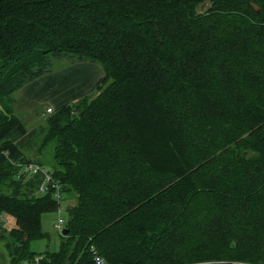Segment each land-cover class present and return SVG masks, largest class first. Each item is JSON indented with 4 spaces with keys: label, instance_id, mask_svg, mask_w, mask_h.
I'll use <instances>...</instances> for the list:
<instances>
[{
    "label": "trees",
    "instance_id": "16d2710c",
    "mask_svg": "<svg viewBox=\"0 0 264 264\" xmlns=\"http://www.w3.org/2000/svg\"><path fill=\"white\" fill-rule=\"evenodd\" d=\"M63 58L103 76L45 117L46 170L12 95ZM0 241L10 264H264V0H0Z\"/></svg>",
    "mask_w": 264,
    "mask_h": 264
},
{
    "label": "rangeland",
    "instance_id": "374dc122",
    "mask_svg": "<svg viewBox=\"0 0 264 264\" xmlns=\"http://www.w3.org/2000/svg\"><path fill=\"white\" fill-rule=\"evenodd\" d=\"M80 63H88L92 65H90V67L87 69H85V66L83 70L76 69L72 66L73 62L69 61L67 58H63L60 60L57 59L52 63L50 71L44 74L46 75V77H48V83L44 87V92L50 94V99L48 101H44L41 105L37 106H33L31 104L29 105L28 103L19 100L18 103L13 102L15 115L21 120L27 130H36V134H34L31 139L25 141L28 143V151H26L25 154L28 160L40 162L41 164H43V167L46 170H51L52 166L54 165L53 145L49 144L44 149H40V144L43 137V133L40 128L44 126L45 120V117H43L41 114L45 113L47 107L51 108L52 111L58 108L59 103H57V101H55V99H53L52 97L55 96L56 100L65 99L67 100L66 103H70L74 100L71 99L74 96L71 91L72 88L76 89L77 85L82 83L83 81H92L95 78L99 80L103 76L101 66L98 63L92 61H85ZM69 203L70 201L64 199L62 201L63 209L60 213L48 212L42 215L41 227L42 230L48 234V236L46 237V239L32 242L30 245L32 251L41 253L44 251L58 250L60 239L58 236V231L54 228V223L59 217L63 219V221H66V207L69 206ZM74 203L75 200L72 204ZM1 224L5 228L3 234L7 233L12 227V225L6 221V216L5 219H1ZM0 264H10L9 256L6 252V249L4 248L3 242L1 241Z\"/></svg>",
    "mask_w": 264,
    "mask_h": 264
},
{
    "label": "crops",
    "instance_id": "0c3cea01",
    "mask_svg": "<svg viewBox=\"0 0 264 264\" xmlns=\"http://www.w3.org/2000/svg\"><path fill=\"white\" fill-rule=\"evenodd\" d=\"M76 63L74 62L72 64V66L74 68L80 69V70H83L84 66H85V69H87L90 67V65H92V64L80 63V62H76ZM44 78H45V80H44ZM47 78L48 77H46V75H42V76L32 80L31 82L23 85L21 88H19L16 91V93H14L12 95L13 102L18 103V100H19V101L28 103L29 105L31 104L33 106H37V105H41L44 101H48L50 99V94H48L47 92H44V87L48 83ZM97 81L98 80L96 78L93 79L92 81H83L82 83L77 85L76 89L72 88L71 91H72L74 96L71 99H76L77 97L80 96V94L82 95V93L84 94V93H86V91H89L90 88L94 86L93 84L96 83ZM52 98L55 99V101H57V103H59L58 108L64 104H67L66 103L67 100H65V99L56 100L55 96ZM15 103H14V105H15ZM47 108H49V107H47ZM13 112L15 113L14 110H13Z\"/></svg>",
    "mask_w": 264,
    "mask_h": 264
},
{
    "label": "built area",
    "instance_id": "2783aa9c",
    "mask_svg": "<svg viewBox=\"0 0 264 264\" xmlns=\"http://www.w3.org/2000/svg\"><path fill=\"white\" fill-rule=\"evenodd\" d=\"M52 112L53 111L51 108H47L45 110V113H42V116L46 117L48 114H50ZM20 173H23L26 175L42 174L44 176V181H43V184L40 186V191L46 189L47 183L50 182V179L45 174L44 169L38 167V165H35V164L23 165ZM52 186L57 187L56 185H52ZM56 197L59 198V196H56ZM61 225H62V219H58L57 222L54 224V227H55V229L60 230ZM92 252H93V254H92L93 255V261L96 264H105V261L101 257H99L93 249H92ZM41 258H42L41 256H35L32 260L24 262V264H40Z\"/></svg>",
    "mask_w": 264,
    "mask_h": 264
},
{
    "label": "water",
    "instance_id": "95a60500",
    "mask_svg": "<svg viewBox=\"0 0 264 264\" xmlns=\"http://www.w3.org/2000/svg\"><path fill=\"white\" fill-rule=\"evenodd\" d=\"M203 7H204V5L202 4V7H201V8L203 9ZM67 231H68L67 229H63L62 232H63V234L65 235V234H67Z\"/></svg>",
    "mask_w": 264,
    "mask_h": 264
}]
</instances>
